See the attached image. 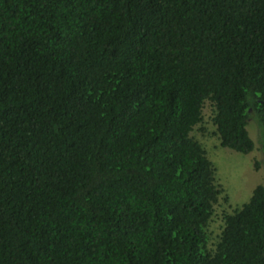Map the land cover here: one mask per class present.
<instances>
[{"label": "trees", "instance_id": "16d2710c", "mask_svg": "<svg viewBox=\"0 0 264 264\" xmlns=\"http://www.w3.org/2000/svg\"><path fill=\"white\" fill-rule=\"evenodd\" d=\"M206 101L264 174V0H0V264H264V184L210 247Z\"/></svg>", "mask_w": 264, "mask_h": 264}, {"label": "rangeland", "instance_id": "374dc122", "mask_svg": "<svg viewBox=\"0 0 264 264\" xmlns=\"http://www.w3.org/2000/svg\"><path fill=\"white\" fill-rule=\"evenodd\" d=\"M213 107L206 101L202 109V121L196 125L191 135L200 143L212 163L215 183L221 189L218 202L209 222L207 232L210 236V247L218 240L223 226V215L233 212L248 201L252 190L257 185L264 184V174L255 169V162H262L263 156L258 145V128L249 121L246 129L254 142L255 148L249 154L223 148L219 145L215 126L212 123Z\"/></svg>", "mask_w": 264, "mask_h": 264}]
</instances>
